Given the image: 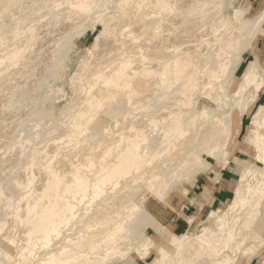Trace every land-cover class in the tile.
Returning <instances> with one entry per match:
<instances>
[{"label": "bare ground", "instance_id": "obj_1", "mask_svg": "<svg viewBox=\"0 0 264 264\" xmlns=\"http://www.w3.org/2000/svg\"><path fill=\"white\" fill-rule=\"evenodd\" d=\"M18 1L20 2V0H3L0 5V13H4L6 10L8 13L12 12L11 10L14 9L13 7ZM49 1L52 3V0ZM109 1L62 0L60 3H53L55 7L60 4L64 5L58 10H55L54 6L52 7L54 8L53 12L51 10L52 20L56 22H51L56 25L62 24L66 27V25L74 24L76 26L77 24V26H83L81 30L84 28L82 30L84 33L87 28L95 30L98 25L102 26L94 37L93 47L98 50L93 54L92 59L81 62L77 73L78 77H71V80L75 78L82 84L78 88L79 91L76 90L77 87L74 88L76 93H79L76 95L80 96L74 97L78 98L77 101L74 99L75 104H72L73 108L71 107L69 112L68 110L65 112V118L60 117L63 119L61 122L56 118V126L54 120L50 122L54 125H49L56 127V132L58 131L55 134L54 129H51L55 135H53V139L50 137V133L47 134L50 129H44L49 125L45 127V123L42 124L40 120L43 125L40 124L42 129L48 131L45 134L44 131H41V134L43 133L45 137L47 134L51 138L50 149L48 146L40 147V149L38 147L34 151H29L32 154L30 153L31 155L28 156L26 155L27 148L22 149L23 147H21V143L24 141L20 143L19 148L23 151L26 150L25 153L22 152L24 154L21 153L22 156L26 155L30 159L23 166L24 168L21 167L23 169L21 175V172L19 173L21 169H19L18 172H14V176H17L14 177L15 179L12 180L10 177L12 181L5 178L6 182L7 180L10 182H7L10 185L6 183L8 187H4L5 185L0 187V197L4 198L7 208L11 210V219L13 217L14 221L20 223L22 238H19L21 242L17 243L15 237L12 236L15 228L7 225L9 219H5L4 213L0 214L1 218L2 215L4 216V220L0 222V240L4 246L8 244L11 248L10 251L4 253L0 264H106L114 258L124 257L135 244L132 236L134 218L143 210L145 200L149 197L161 198L165 189L170 191L179 181H186L192 174H195L196 179L199 172L205 171L202 166L204 161H207L206 157L218 158L222 148L226 147L228 143L235 142L233 127H237L238 133L242 116L250 111V104L257 99L254 96L256 89L251 90V84H255L258 90L261 87L263 83L262 63L250 62L240 75L237 74V70L247 48L244 40L256 33V30L261 26L264 21V8L253 18L243 20L241 16L243 11L240 8L229 13L228 7H236L233 0H120L118 9L116 8L115 11H109L111 5L110 3L108 6ZM41 2L42 0L39 4ZM21 3L20 5L25 2ZM42 5L44 4L42 3ZM29 6L31 5L29 4ZM37 6L39 7V5ZM11 7L12 9L9 10ZM33 7H31L32 12L34 11ZM39 9H36L37 14L40 13ZM5 13L7 15V11ZM24 13L27 14L26 11H23V15H25ZM47 13H49L48 10ZM47 13L46 15H48ZM3 15L0 16L3 18ZM29 15L32 13L30 12ZM49 16L47 17L49 18ZM25 18L28 19V17ZM41 19L44 21L45 17ZM18 20L23 24L24 18ZM29 21L28 24L31 23V19ZM33 21L37 25L38 22ZM48 23L49 21L47 22L49 28ZM52 23L50 24L52 25ZM45 24L44 28L47 27ZM35 25H27L29 30L26 28V32L27 30L28 32L25 34L24 43H20L23 41L20 39L19 42L15 41L16 37L21 35L19 34L21 32H18L21 24L14 28L18 32V35L13 37L15 42L10 39L13 43L5 46L8 44L2 41L5 44L2 47L6 48H0V51L4 50L3 54L1 53L2 56L0 55L1 74L3 70L12 68L15 64L17 66L21 65L19 63L25 62L24 64H26L30 61L31 51L29 50L34 49L40 40H44L40 38L39 27ZM64 26L62 28L66 33L73 27H70L69 30L68 27L67 31ZM56 28L57 26L53 29ZM73 28L76 30L79 27ZM53 29L51 27L50 30ZM4 30L6 29L4 28ZM61 31L64 30L61 29ZM57 32L60 36V29ZM23 33L25 31L22 30ZM51 33L46 32L47 35L49 34V37L46 38L50 42L54 40L53 37H50ZM70 34L71 32L69 35L67 34L68 37L63 33V36L67 39L78 36L76 35L78 32L72 37ZM64 37L57 38L62 40ZM45 40L43 42H49ZM59 41L54 43H59ZM67 41L71 42V40ZM41 43L40 45L45 44ZM54 43L51 45H55ZM0 44L2 43L0 42ZM59 46L58 49H60ZM65 46L63 45L61 55L59 52L57 53L62 63L64 54L70 48L69 45L66 46L67 50L65 51ZM39 48L38 51L43 52L44 49L39 50ZM58 51H62V47ZM34 54L33 57H38ZM47 54L45 50L44 57ZM44 57H40L41 63L35 62L38 64L37 66H40L39 70L45 67L42 65L45 62L43 61ZM51 57L52 55L47 56V58ZM56 57L58 58V56ZM52 59H49L48 62H51ZM54 59L56 60V58ZM36 64L31 68L28 67L29 65L27 67L29 70L36 68L34 67ZM57 65L60 66V63L56 64V67ZM43 69L38 71L42 72ZM21 70L23 71V69ZM55 71L54 69V73ZM5 73L7 74L6 71ZM5 73L3 72V75ZM31 73L28 75L33 74ZM48 73L51 74L53 71ZM56 74L53 75L56 76ZM22 75L26 76L27 74L22 73ZM31 77L28 76V78ZM7 78L5 80L8 81L9 77ZM46 78L43 80H47ZM235 78H238L237 87L231 94L230 87ZM2 79L4 80V78ZM14 80H9L12 85H14ZM35 80L37 82L38 78ZM6 84L9 85L8 82ZM2 86L0 87L2 88ZM39 86H42L41 82ZM39 86L38 88L41 89ZM43 87L41 91L45 88ZM4 90L6 91V89ZM14 90L12 91L14 92ZM39 93L41 94V92ZM197 94L214 103L216 107L207 105L199 107L196 100ZM7 95L10 102L21 96L16 94V98H11L10 94L7 93L5 96ZM33 98L31 100L30 97L31 103L28 105L38 108L37 102L33 101ZM32 101L36 104H32ZM2 102L0 110L9 103L6 102V105L3 106ZM12 104H9L11 108ZM42 105L44 104L42 103ZM45 106L39 108L43 112L42 114L52 115V110L45 109ZM5 111H7V107L3 113ZM19 111L20 109L16 112ZM101 112L105 113V116H111L112 120L109 122L104 119ZM7 113L9 114V112ZM34 113L39 115L37 112ZM8 114L7 116L11 113ZM29 115L27 116L29 117ZM250 124L246 142L257 149V159L263 163V166L238 162L243 167L241 179H246L247 183L244 187L245 196H242L239 192L240 189L237 188L239 189L238 199L241 198V204L244 206L264 197V104L258 106V109L253 113ZM41 134L40 136L43 137ZM6 137L9 138L8 135ZM42 137H40L41 140L45 139ZM40 138L34 143L38 140L40 143ZM46 139L48 138L46 137ZM45 141L43 140V142ZM3 142L5 141L3 140ZM8 144L10 147L12 146V151L8 150L9 146L8 148L2 146L5 148V152L8 151L6 155H10V152L13 153L17 147L14 143L15 148L12 144ZM31 147L34 148L33 145ZM0 152L3 153L2 150ZM6 155L4 154L1 159L4 156L8 157ZM18 158L20 157L18 156ZM24 159L17 160L20 163L26 162L27 158ZM13 163L15 164L14 161ZM8 171L6 174L10 175L12 171L10 170V173ZM16 173H19L20 176L18 177ZM0 175L6 176L5 174ZM0 201L3 203L2 199ZM3 205L5 206V203ZM235 205L233 203L232 207L234 208ZM213 221L214 225L207 223L203 228L208 248L193 238L197 222L190 218L188 230L181 235L174 234L173 238L169 240L171 247L166 248L159 245L157 257L148 264H215L217 254L213 247L220 244V238L227 232L228 225L226 219L220 223H218V219ZM13 226H15L14 223ZM245 226H250L249 221H246ZM18 236H20L19 232ZM150 240L151 238H147L141 243L148 247L151 245ZM141 247L143 246L140 244ZM204 251H208L209 255L205 256Z\"/></svg>", "mask_w": 264, "mask_h": 264}, {"label": "rangeland", "instance_id": "obj_2", "mask_svg": "<svg viewBox=\"0 0 264 264\" xmlns=\"http://www.w3.org/2000/svg\"><path fill=\"white\" fill-rule=\"evenodd\" d=\"M2 1L0 0V5H1ZM40 1L41 0H39L38 2H37V0H20V2L18 1L15 4V6L13 7L14 9H12V7L9 9V10L12 9L11 10L12 12L9 11V13H8V10H6L7 11V15L5 13L6 11H4V13L3 12L0 13V15L4 14L3 18L0 16V38H2L0 40V42L2 43V44H0V48L2 47V45H5L4 43L8 44V45H5V46H9L10 44H12L15 41L19 42V39L23 40L22 42L20 41V43H24V37L26 36L25 34H27V32L29 30L27 25H29V26L35 25V21H33V20H36V22L39 23V24L36 23L37 25H35V26L39 27L38 28L39 29L38 32L40 33V38H42L44 40L46 39V40H48L50 42V40L47 39L46 37H49V34L52 32L50 37L51 38L53 37L52 39H54L55 41H59L60 40L59 43L58 42L54 43L55 41L53 40L54 41L53 42L51 40L50 44H49V42L46 43L47 42L46 40H45L46 42H43L44 40H40L38 42L39 45H38V43H37V45L39 47L41 46L42 48L41 47L39 48L37 45H36V47H38L39 50L40 49H42V50L44 49L43 50L44 54H45V50H46V53H48V54L45 57H44L43 52L42 51H38V48H36L35 45H34L35 48L33 47L34 49H30L29 50V51H31L30 55H29L30 56L29 59L33 63L30 62L29 59H28L29 62L28 63L26 62L27 65L24 64L25 62L24 63L22 62V63H19L21 65L15 66L16 65L15 64L14 66H12V68L10 67L7 70H5L7 72V74L5 73L4 70L2 71V74L0 72V75H1L0 76V86L3 85L2 88L0 87V92L3 90L0 93V95L2 96V97L0 96V99H3V100H0V106H1V102L2 101H5V102H2V105L4 104L3 106L6 105L5 104L6 102L7 103L9 102L5 106V108L2 107L3 109L0 110V111H2L1 112L2 115L0 114L1 115L0 116V134L2 135V136L0 135V145H1L0 146V151L1 150L3 151V153L0 152L1 153V156H0V172L1 173L0 174H5L6 175V176L3 175L4 177L2 175H0V177L2 178V179L0 178V183L2 184V185L0 184V187H2L3 185H5L4 187H8L6 185L7 184L10 185L9 181H12L13 178L15 177L14 176L15 175L14 172H18L19 169H21V167L25 166V164L27 163L28 159H30V157H28V156H30L32 153L29 152V151H34L38 147H39L38 149H40V147L41 148H46L47 146L48 147L50 146L49 143L51 141V138L53 139L54 136H55L54 133L56 134L58 132V131L56 132V129H55L56 127L50 126V125L51 124L54 125V123H55V126H56L57 120L59 122H61V120H63V119H61L60 117L65 118L66 117L65 112H67V110L69 112L70 108L75 104L74 103V101H75L74 99H76V101H77L78 98H74V97H79L80 96V95L77 96L79 93L77 94L75 89H74L75 87H77L76 90H78L80 85H82L81 83L77 82L76 79H75V78L78 77L77 73H78V69L80 68L79 65H81L85 61H89L90 59H92L93 58V54H95L96 50H98V49H95L93 47V43H94L95 35L98 33L99 29L102 28L101 25H98V28L95 29V30H91V29L87 28V31L85 33L82 31V30H84V28H82V30H81V27H83V26H80V25L77 26V24L75 26L74 24H72L73 27H79L77 29L75 28L76 30H73L74 28L72 26H70V25L67 26L66 25V27H65L63 25L64 28H66V30H67L68 27H69L68 30L70 29V27H72V30H70L69 32H71V34L72 33H74V34H72V35L70 34L71 37L74 36L78 32V34H76L78 36L77 37H73L74 39L73 38L67 39V37L65 38L63 36V33L66 36L67 34L69 35V32L66 33L65 29L62 28L63 27L62 24H60V25L57 24L56 25V23H52L51 22V21H53L52 20V16L53 15H51V13L53 12V9H54L52 7L54 6V4H56V2L60 3V2H62V0L61 1L52 0V3L49 0H46V1L42 0V2L39 4ZM114 1H113L114 4H113V2L111 0L108 2V6L111 3V5L109 6V11H115L116 8L118 9V6H119L118 4L120 3V0H114ZM21 2L22 3L25 2L24 3L25 5L22 4ZM20 3L22 5H20ZM42 3L44 5H42ZM233 3H234V5L236 7H232V6L228 7L229 13H233V11H235V9H239L240 8L243 11V13L241 15L243 20H248V19L253 18L254 15L258 14V12H260L264 8V4H263L264 0H256V1H254V0H233ZM29 4L31 6H29ZM36 4L39 5V7ZM40 6H41V8H40ZM42 6H43V8H42ZM31 7H33V9H34L33 12H32ZM35 7H36V9L40 8L38 10V12H40V13L37 14V10L35 9ZM62 7H64V5L60 4V5H58V7H55V10L61 9ZM45 8L48 10L49 13H47V10ZM42 9H44L43 10L44 14H43V12H41ZM22 10L26 11L28 15L31 12L32 15H29L30 17L26 13H24L25 15H23V11ZM51 10H52V12H51ZM19 13H21V14H19ZM46 13L48 15H50L49 18L47 17L48 15H46ZM19 16H20V18H18ZM24 16L28 17V19H26ZM33 16H34V18H33ZM42 16H44L45 19L47 18L46 21H45V19H44V21H42L43 19H41V18H44ZM15 18H16V20H15ZM23 18H24V20H23ZM38 18L41 19V20L39 21ZM18 19L23 20V24H22V21H20ZM30 19H31V23L28 24V22H30L29 21ZM19 21L21 22L20 24L22 26V29H21V26H19L20 25ZM48 21H49V23H48L49 28L47 26V22ZM41 22H44V23L42 24ZM53 22H56V21H53ZM32 23H34V24H32ZM50 23H52L53 26ZM44 24L47 27L44 28ZM10 25H14V26H10ZM86 25H88V24H86ZM16 26H19L18 32H21V33H19V34H21L20 37L18 35V32L14 30V28H16ZM23 26H25V29H23ZM40 26L42 27V29H40L41 28ZM56 26H57V28L55 29L56 32H57V30L60 29V32H61L60 36H59V33L58 32L56 33L55 30L53 29ZM51 27H52L53 30H50ZM58 27H60V28H58ZM4 28L6 30H4ZM26 28H28L27 32H26ZM43 29H48V30H43ZM61 29L64 30V31H61ZM22 30L25 31V33H23L24 35L22 34ZM41 31H42V33H44L43 34L44 36L41 35L42 34ZM81 31H82V33H81ZM7 32H10V33H7ZM46 32L49 33V34L47 35ZM11 33H12V35H10ZM16 35H18V36L16 37V39L14 41V38H15ZM52 35L56 36V38H54V36H52ZM41 36H43L44 38L41 37ZM57 37L58 38L64 37V38L61 40V39H58ZM6 38H8V39H6ZM10 39L13 42H11ZM67 40H71V42H69ZM72 40H73V42H72ZM2 41H5V42L3 43ZM41 42L43 44L44 43L45 44L44 45H40ZM52 42L55 45H51V44H53ZM60 42H61V44H60ZM62 42L63 43L64 42H68V43H64L63 44ZM245 42H246V47L247 48H246V50L243 53V57L244 58H243L240 66H239V68L237 70V74L240 75L244 71L245 67H247L250 62H253V61L257 62V63L261 62L262 63V71H261V73H262L263 83L261 84V87L259 88V90H258V88H256L255 84H251V87H252L251 90L256 89V92H255L254 96H255V99H256V97H257V99L255 100L254 103L250 104V106H249V108L251 107L250 111L248 113H245L242 116V121H241L240 129L238 130L239 131L238 133H237V127H233V136L235 137L234 138L235 142L233 144L232 143H228L226 145V147L222 148L220 150L218 158L206 157L207 161H204V164L202 166V168L205 169V171L199 172V174H198L196 179H195V174H192V175H190V177L186 181H184V182L183 181H179L178 183H176L175 186L173 187V189H171L170 191H169V189H167V190L165 189L161 198L149 197L148 199H146L145 202H144L143 210L140 212L139 215H137L134 218L135 219V223H134V229H133V232H132V236H133V243H135V244L130 248V251L127 252L124 257L114 258L111 261H109V263H106V264H148V263L152 262L157 257V247L159 245L165 246L166 248L171 247V244L169 243V240H171L173 238V235L174 234L175 235H181V234H183L184 232H186L188 230L189 219L190 218H193L197 222V227H196V229H195V231L193 233V236H194L193 238L196 240V242L203 244L207 248H208V245H207V242L205 241L206 239H204V235H205L204 233L205 232H203V228L205 227V225L207 223H209L210 225H214V221H213L214 219H218L219 220L218 223H220L222 220L226 219V224L228 225V227H226L227 228V230H226L227 232H225V235L222 236V238H220L221 239L220 240V244L217 247H215V246L213 247L214 251H216L215 254H217L216 258H215V260L217 262H215V264H248V263L264 264V197L262 199H260L259 201L257 200V201H255L253 203L248 204L247 206H244V205L241 204V198L238 199V196H237L238 195L237 192H238L239 189H240L239 192H240V194L242 196L246 195V193L244 192V190H245L244 187L247 185V183L245 182L246 179H243V180L241 179V174L243 173V167L238 162H240V163H244V162L247 163L248 162V164L253 163V164H256V165H259V166H263V163H261L257 159V154H258L257 149L254 146H252V145H250V144H248L246 142V135L248 134V131H249V128H250V125H251L250 123L252 121L253 113L258 109V106H260L261 104H264V76H263L264 75V21L261 23V26L259 27V29L256 30V33H254L253 35L247 37L244 40V43ZM59 44L62 47V51H58V50H61V47L59 46ZM65 44H67L66 46L69 45L70 48H68L67 53L64 54L65 56L66 55H68V56L66 57V59H65V56H64L63 63H62V61H60V59H59V54L61 52H63V45L65 46ZM5 46H3V47H5ZM44 46H46V47H44ZM58 46H59L60 49L57 48ZM66 46L64 47L65 51L67 50ZM3 47L1 49H5L6 48V47L5 48H3ZM35 49H36V51H34ZM49 49H50V52H49ZM47 50H48V52H47ZM1 51H0V55H1V53L3 54L4 50H1ZM51 51H53V52H51ZM91 51H92V56H91ZM58 52H59V54L57 55ZM34 53H37V54H34ZM33 54L38 56V57L34 56L35 59H33L34 58L32 56ZM42 54H43V56H42ZM48 55L49 56L52 55L51 58H53V59L56 58V60L54 59L55 62H54L53 59L51 60V62H48V60L51 59V58H47ZM53 55H55V57H53ZM31 56H32V58H31ZM56 56H58V58ZM89 56H91V57L89 58ZM40 57L41 58L44 57L43 61H45L42 64L45 67H43L40 64L44 68V69L42 68L43 69L42 72H39L42 69L39 70L40 66H37L39 64L38 62H40L42 60V59L40 60ZM36 60H38V61H36ZM57 61H60V62H57ZM35 62L38 63V64H36ZM47 62H48V65L46 64ZM31 63H32V65L36 64V66H34V67H36L37 69L32 67L33 69L29 70V68H31V66H32ZM59 63H60V66L57 65V67H56V64H59ZM20 67H23V68H21V69H23V71L20 69ZM48 67H49V69H48ZM53 68L56 70L55 73L58 74V75L56 74L57 77L54 76L55 73H54V69ZM25 69L26 70L28 69L29 71L28 70L26 71ZM51 69L53 71V73H51L52 76H51L50 73H48V72H52V71H50ZM33 70H37V71L39 70L38 71L39 74L37 73V71H33ZM45 70H46V72H45ZM47 70H48V72H47ZM13 71L16 74L12 73ZM24 71H26L25 73L27 75H28V73L32 72L34 75H36L35 76L36 78L32 76L33 75L32 73H31L32 75L29 74L28 76H30V77L32 76L33 79H32V77L28 78L27 75L23 76L22 73L25 74ZM3 72L5 73L4 75H3ZM75 72H76V74H75ZM18 74L20 76H22V77H20ZM37 75H38V77H37ZM6 76L9 77V80H11V81L13 79H15L14 83L13 82L12 83L16 87L14 85H12L9 80L8 81L5 80V79H8ZM74 76H75V78L73 79L74 80L73 81L71 79ZM1 77L4 78L5 81ZM45 77H47L46 79L48 80V81L45 80L46 82L43 80V79H45ZM48 77H50L52 79V81H50L51 79L50 78L48 79ZM37 78H38V81L36 82L35 79H37ZM262 78H261V80H262ZM28 79H30V80H28ZM42 81H44V82H42ZM237 81H238V78H235L234 83L230 87L231 94L235 91V89L237 87ZM5 82L6 83L8 82L9 85H7ZM40 82L42 83V86L45 87V88L43 87L44 89L42 91H41L42 86L41 87L39 86ZM21 83L24 84V85H22ZM48 83H49V85H48ZM25 84H27V85H25ZM31 84H33V85H31ZM73 84H74V87H73ZM75 84H76V86H75ZM5 85L6 86H10V87L6 88ZM35 86H37V87H35ZM38 86L41 89H39ZM14 87H15V90L13 89ZM21 88H22V90H21ZM47 88H48V90H47ZM4 89H6V91H9L10 89H11L10 91H12V90H14V92L18 91L17 93H14L12 91L13 94L10 91L7 92L10 95L12 94L11 96L9 95L11 98H16V96H15L16 94H17V96L21 95L18 98H16V100L18 99V101H16V100L14 101L13 100L12 102H10V100H8L9 99L8 95L5 96L7 93H6V91ZM35 89H37V90H35ZM38 90H40V91H38ZM50 90H51V92H50ZM24 91H25V94H23ZM28 91H29V93H28ZM35 92H36V94H35ZM39 92H41V94ZM74 92H75V94H74ZM38 93H39L40 96L37 95ZM74 95H76V96H74ZM22 97H23V100H25V101L22 100ZM30 97H31V100L34 97L33 101L37 102L38 108H37V106H33L31 104H30L31 106L29 107L28 104L31 103V100H29ZM39 97H42V98H39ZM197 97L198 98H196V100H197V105L199 107L204 106V105L211 106V107H216V105L214 103L209 102L205 97H203V96L200 97L198 94H197ZM19 98H20V100H19ZM37 99H40V100H37ZM21 100H22V102H19ZM27 100H29V101H27ZM33 101H32V104H34ZM44 101H46V103H44ZM11 103H13L12 104V106H13L12 108L9 106V104L11 105ZM15 103H16L17 107L14 106ZM42 103L44 105H42ZM41 106H43V108L45 106V109H51L52 110V115H49L47 113H46V115L42 114L43 112H41L40 109H39ZM6 107H7V111H5L3 113V110H6ZM32 107H34V108H32ZM17 108L20 109L19 112H22V113L19 114V112H16V111H18ZM35 108H37L39 111L37 109L34 110ZM31 110H33L34 112H37L39 115H37L34 112L32 113ZM7 112H9V114L10 113L11 114L9 115ZM28 112H29V114L31 113V115L26 114ZM3 114L4 115L6 114V116L8 114L10 117L7 116L8 117L7 118ZM13 114L15 115L14 117H13ZM35 114H36V116H35ZM27 115H29L30 118ZM64 115H65V117H64ZM33 116L36 117V118H34ZM41 116H43V117H41ZM101 116L104 119H107V121H109V122L112 120L111 116H109V115L105 116V113H103V112H101ZM31 117H32V120H31ZM3 118H4V120H2ZM40 120L42 121V124L45 123L44 124L45 127L48 126L50 124V122L51 121L53 122V120H54V123H51L49 125V127L44 128L46 130H47V128L50 129V130H48L49 132L47 131L48 133L42 129L43 127H41L42 124H41ZM22 122H23V124H22ZM20 123H21V125H20ZM46 123H48V124H46ZM9 125H11V126H9ZM1 129H3V130H1ZM10 129L12 130V132H11ZM51 129H54V131L52 130L54 133L51 131ZM41 131L42 132L44 131L43 132L44 134L45 133H47V134L50 133V137L51 138H49V135L47 136V134H46V137L48 138V139H46L45 135L42 133L43 137H45V139H43V137L40 136ZM12 134H14V135L12 136ZM7 135L9 136V138L6 137ZM15 135H17V136H15ZM21 135L24 136V137H22ZM51 135L52 136L54 135V136L52 137ZM35 136H37V137H35ZM40 137H42V139L44 141L45 140L46 141L43 142V140H41ZM15 138H17V139H15ZM38 138H40V143L41 144L39 143V140L34 143V141L37 140ZM22 139H24V140H22ZM3 140L5 142H3ZM13 140H15L18 144L15 141L13 142ZM23 141L25 142V144H23L24 143ZM21 142H23V143H21ZM42 142H43V144H45L46 142L47 143L45 145H43ZM8 143H10V145L12 144L14 148L17 146L16 149L13 150L14 151L13 152L14 155L10 151L9 152L12 155L10 153H9L10 155H6V152L8 154V151L6 150V152H5V148H8V146H9ZM13 143L16 144V146ZM20 143H21L22 146L20 145ZM26 143H27V145L30 144L28 146L29 148L27 147ZM36 143H39V144L37 145ZM6 144H8V145H6ZM35 144H36V146H35ZM32 145L34 146L35 149L34 148L32 149V147H31ZM2 146H4L5 148L2 147ZM20 146L23 147L22 149H24V147H25V149L27 148V152L28 153H26V155H28V156H26V155L22 156V154H24L26 152V150L23 151L21 148H19ZM17 149H18V151L19 150H22V151H19V153H18ZM49 149H50V147H49ZM8 150L12 151V146L10 148H8ZM15 152H17L18 154L15 153ZM22 152H24V153H22ZM4 154L6 156H8V157L4 156L1 159V157ZM20 155L22 156V158H21ZM15 156H17V157H15ZM18 156L20 158H18ZM13 157L15 158V160H14ZM16 158L19 161L23 160L24 158H25L24 160H26V158H27V160H26V162L23 161L24 163L21 162L22 163V165H21V163L18 162V160ZM10 159H11V161H10ZM12 160L15 162V164L17 162L18 163L15 165ZM19 163H20L21 166L18 165ZM10 166H11V168H10ZM16 167H17V170H15ZM223 168H225V171H230V173L233 174L232 177H233V180H234V184H233L232 194L229 197V200L224 202V203H221L219 205H214L213 207H210L211 209L208 208L207 210H203L202 212H197L198 210H196L195 213H192L191 212V208L188 209L187 205H183L185 200L188 201V195H189L190 190L192 189V187H194V185L197 184L198 180H200V178H202V177H207V176H210V175L214 176V175H217V174L219 175V173L223 171ZM5 169H6V171H4ZM13 170H15V171H13ZM22 170L23 169H21L19 171V173L21 172L20 175L22 174ZM7 171L9 173L11 172V174L10 175L8 173L6 174ZM2 172H4V173H2ZM18 174L16 173V175H18ZM20 175H18V177ZM6 177H7V179H9V181L7 180V182H9V183L6 182V180H5ZM10 177L12 178V180H10ZM3 182H4V184H3ZM237 188H239V189H237ZM0 199H2V201H3V203L0 201V203H2V204H0V207H1V205H3L5 203V206L3 205L0 208V212H1L0 214L4 213L3 215H6L5 219L6 220L9 219V220H7L8 221L7 225H10L13 228H15L14 229L15 230L14 233L12 231V233L14 234L12 236L15 237V238L14 237L13 238L17 240V243L19 241L21 242L20 239L22 238L21 237V235H22V227L20 226V223H18V222L13 220V217L11 219V216H12L11 215V210L9 208H7L5 200H3L4 198L0 197ZM233 203L236 204L234 208L232 207ZM230 207H232V208H230ZM1 210L4 211V212H2ZM6 211H7V214H6ZM8 213H10V215H8ZM210 214H211V216L209 217ZM3 215H2L3 219L0 217V220H1L0 222H2L4 220V216ZM173 216H176L177 217L176 220H179L182 223L180 225L174 227V222L171 221ZM12 221H14V222H12ZM246 221H249V225L250 226H245L246 225ZM13 223H14L15 226H13ZM15 223H17V224H15ZM18 232H19L20 236H18ZM147 238H151V240H150L151 245H148V247H145L147 245L144 246L142 244L143 243L142 241H145ZM140 244L143 247L140 248ZM5 247H7V248H5ZM10 249L11 248H10V246H8V244H6L4 246L3 242L0 240V259L4 256V253L7 252V251H10ZM207 253H208V251H204V255L205 256L209 255Z\"/></svg>", "mask_w": 264, "mask_h": 264}, {"label": "crops", "instance_id": "obj_3", "mask_svg": "<svg viewBox=\"0 0 264 264\" xmlns=\"http://www.w3.org/2000/svg\"><path fill=\"white\" fill-rule=\"evenodd\" d=\"M232 176L233 174L230 171H225V168H223V171L219 175L200 178L198 183L190 190L188 201L185 200L183 205H187L188 209L191 208V212L195 213L196 210H198L197 212H202L214 205L228 201L234 184ZM176 218V216H173L171 219L174 222V227L182 223L176 220Z\"/></svg>", "mask_w": 264, "mask_h": 264}]
</instances>
